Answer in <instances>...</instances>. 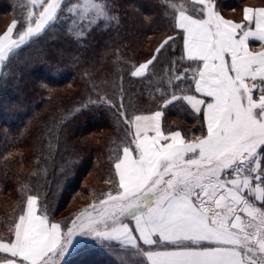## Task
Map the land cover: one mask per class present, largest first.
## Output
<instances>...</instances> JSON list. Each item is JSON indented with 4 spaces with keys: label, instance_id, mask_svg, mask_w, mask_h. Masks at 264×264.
I'll list each match as a JSON object with an SVG mask.
<instances>
[{
    "label": "snow or ice",
    "instance_id": "6c2138e0",
    "mask_svg": "<svg viewBox=\"0 0 264 264\" xmlns=\"http://www.w3.org/2000/svg\"><path fill=\"white\" fill-rule=\"evenodd\" d=\"M162 2L184 66L177 71L172 60L169 92L157 89L159 110L129 116L123 95L118 103L107 95L89 100L114 109L124 125L117 179L105 181L115 191L63 228L38 194L26 195L0 239V264H60L77 236L117 245L139 258L134 264H264V6L244 7L237 22L214 0ZM110 19L105 0H28L21 28L14 19L0 35V71L23 44L60 23L70 32L79 25L83 35L85 25ZM176 39L163 38L130 75L146 76ZM250 41L262 50H251ZM177 102L197 117L200 135L162 127L164 109Z\"/></svg>",
    "mask_w": 264,
    "mask_h": 264
},
{
    "label": "trees",
    "instance_id": "16d2710c",
    "mask_svg": "<svg viewBox=\"0 0 264 264\" xmlns=\"http://www.w3.org/2000/svg\"><path fill=\"white\" fill-rule=\"evenodd\" d=\"M24 1L0 0V23L7 18L0 34L14 19L20 28L24 24ZM105 2L114 19L93 25L83 36L60 23L23 44L0 71V239L8 236L28 194H38L49 218L64 222L63 228L77 213L60 215L75 196L115 187L105 181L117 179L114 152L124 139V125L117 123L114 109L89 100L107 95L118 103L123 95L131 116L159 110L157 89L169 92L164 78L172 75V60L182 55L171 10L162 0ZM214 2L225 18L238 21L245 6H264V0ZM168 35L177 37L175 46L162 50L146 76L132 77V66L149 59ZM183 66L178 61L175 67ZM162 127L186 137L200 135L197 117L179 102L164 109ZM89 240L92 244L64 264H134L139 259L117 245Z\"/></svg>",
    "mask_w": 264,
    "mask_h": 264
},
{
    "label": "rangeland",
    "instance_id": "374dc122",
    "mask_svg": "<svg viewBox=\"0 0 264 264\" xmlns=\"http://www.w3.org/2000/svg\"><path fill=\"white\" fill-rule=\"evenodd\" d=\"M24 7L23 8V13H24V18L26 17V11H27V5H28V0H25L23 2ZM7 20V18L4 20V22L0 23V28L3 27L5 21ZM16 20V19H15ZM10 26V25H8ZM7 26V27H8ZM93 25H85L82 29L83 33L85 34ZM6 29L0 34L2 35L6 30ZM67 29L69 28V26H66ZM17 28H20V24L19 26H17ZM80 26L78 25L76 29H74L73 32L75 35H77V32L80 31ZM14 34H15V30H14ZM83 34V35H84ZM83 35H77V36H83ZM146 114H150V113H146ZM113 191H115V187L111 188ZM93 194H78L77 196H75L70 202L69 205L67 207V209H64L63 212H61V216H65V215H69L70 213H74V211H77V213L87 209L89 207V205H91L93 202H95L98 198L102 197L101 194L104 193L100 192L99 189H93ZM108 191V190H106ZM105 191V192H106ZM91 211V209H89ZM77 213H75L74 215H76ZM90 238L88 237H80L77 236L75 238V240L73 241V246L70 248L68 254L64 256L63 260L60 262V264H64L68 259H71L72 257L78 256L79 254L82 253V248L85 247V245H90L92 244V240H89ZM99 244L98 241H96ZM96 244V243H95ZM118 247V246H117Z\"/></svg>",
    "mask_w": 264,
    "mask_h": 264
},
{
    "label": "crops",
    "instance_id": "0c3cea01",
    "mask_svg": "<svg viewBox=\"0 0 264 264\" xmlns=\"http://www.w3.org/2000/svg\"><path fill=\"white\" fill-rule=\"evenodd\" d=\"M249 5H247V6H245V7H248ZM256 7H262V6H256ZM226 19H229V18H226ZM241 19H242V15H241ZM240 19V20H241ZM231 20H233V19H231ZM239 20V21H240ZM234 21H237L238 22V20H234ZM249 47H250V49L251 50H254V51H260V50H262L261 49V45H260V43L258 42V41H250V43H249ZM161 122H162V118H161ZM119 247V246H118ZM70 250V249H69ZM69 252V251H68ZM68 252L66 253V255L68 254Z\"/></svg>",
    "mask_w": 264,
    "mask_h": 264
}]
</instances>
